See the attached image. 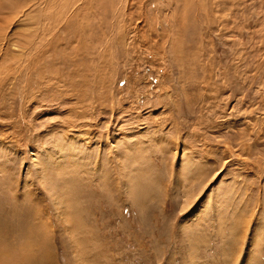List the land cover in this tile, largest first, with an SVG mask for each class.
Segmentation results:
<instances>
[{
    "label": "rangeland",
    "instance_id": "obj_1",
    "mask_svg": "<svg viewBox=\"0 0 264 264\" xmlns=\"http://www.w3.org/2000/svg\"><path fill=\"white\" fill-rule=\"evenodd\" d=\"M5 219L41 264H264V0H0Z\"/></svg>",
    "mask_w": 264,
    "mask_h": 264
},
{
    "label": "clouds",
    "instance_id": "obj_2",
    "mask_svg": "<svg viewBox=\"0 0 264 264\" xmlns=\"http://www.w3.org/2000/svg\"><path fill=\"white\" fill-rule=\"evenodd\" d=\"M21 229L17 221L5 219L0 221V249L3 248L5 242L12 245L15 250V264H41V253L44 249L45 239L39 232L31 233V243H15L12 240V234ZM0 264L5 261L0 260Z\"/></svg>",
    "mask_w": 264,
    "mask_h": 264
},
{
    "label": "snow or ice",
    "instance_id": "obj_3",
    "mask_svg": "<svg viewBox=\"0 0 264 264\" xmlns=\"http://www.w3.org/2000/svg\"><path fill=\"white\" fill-rule=\"evenodd\" d=\"M255 244H256V241L253 243L252 247L254 248L255 247Z\"/></svg>",
    "mask_w": 264,
    "mask_h": 264
}]
</instances>
